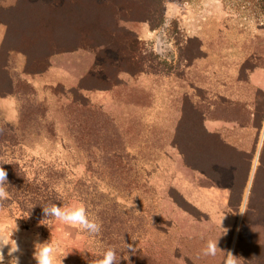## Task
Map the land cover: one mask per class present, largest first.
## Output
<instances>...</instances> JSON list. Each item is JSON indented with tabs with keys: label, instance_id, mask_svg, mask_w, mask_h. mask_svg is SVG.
<instances>
[{
	"label": "rangeland",
	"instance_id": "1",
	"mask_svg": "<svg viewBox=\"0 0 264 264\" xmlns=\"http://www.w3.org/2000/svg\"><path fill=\"white\" fill-rule=\"evenodd\" d=\"M139 23L143 22L122 25L134 30ZM153 33L151 38L140 33L145 38L138 36L140 48L152 63L150 58L155 56L166 61L171 74L145 73L132 80L122 73L112 89L81 91L89 101L87 112L94 113L84 119V128L102 126L97 135L85 136L87 153L75 146L69 134L66 114L74 111V105L67 107L71 104L68 88L59 87L50 74L25 73L26 62L33 71L42 68L41 61L2 50L0 74L4 73L6 83H0V124L15 127L28 103L40 105L46 109L41 122L53 124L56 136H18L4 145L0 159L5 165L18 163L29 182L50 181L63 199L62 207L83 204L89 218L96 219L95 206L112 205L132 218L137 225L130 232L134 240L127 235L129 241L120 244L126 249L117 254L120 264H132L137 257L149 264H225L229 252L237 264H257L259 257L249 258L252 246L264 245L263 217L251 209L248 217L246 213L248 205H264V171L252 193L264 132L241 199L234 194L235 209L228 206L229 190L184 166L173 136L183 96H193L198 87L207 90L201 91L206 94L203 110L214 116L220 108L209 103L216 95L249 102L248 68L264 66V0H164L163 24ZM235 110L239 113V106ZM241 135V143L248 147L253 132ZM96 145L113 152H97ZM108 158L115 161L106 164ZM119 163L118 174L107 167ZM111 174L121 178L120 186L112 183ZM24 208L10 194L0 201V236L19 245L21 264H36L32 258L36 240L56 246L55 264H93L103 257L108 245L101 242L100 234L91 235L52 218L39 220ZM208 239L218 240L220 252L215 257L200 254ZM130 243L135 254L128 256ZM7 252L5 247L6 259Z\"/></svg>",
	"mask_w": 264,
	"mask_h": 264
},
{
	"label": "trees",
	"instance_id": "2",
	"mask_svg": "<svg viewBox=\"0 0 264 264\" xmlns=\"http://www.w3.org/2000/svg\"><path fill=\"white\" fill-rule=\"evenodd\" d=\"M27 8L28 12H24ZM163 11L164 0H20L15 7L0 9V21L7 24L0 53L2 50L8 53L13 51L24 56L26 60L34 58L41 61L43 65L38 70L31 71L28 68L29 62L24 66L26 74H38L47 71L50 58L57 53L79 48H88L95 52L93 68L79 81L77 87L67 89L71 98V104L67 107L70 109L74 105L72 109L74 111L67 110L66 114L70 123L69 134L74 138L75 146L87 153L85 136L97 135L102 126L98 129L84 128V119L94 113L87 112L86 106L89 101L81 91L112 89V86L119 83L118 76L122 73L131 77L145 73L171 74L169 70L171 66L166 61L160 60L158 56L150 58L155 64L146 59L140 48L142 44L137 33L122 25V22H146L151 30H156L163 24ZM34 25L41 28L33 27ZM98 48L99 50L96 51ZM254 68L256 65L249 67L248 70ZM1 74L0 83H6ZM7 82L10 84L9 79ZM61 86L64 87L59 83V87ZM0 88L2 89L1 85ZM63 89L61 88L60 92H63ZM196 91L193 96L185 94L182 98V115L176 126L173 145L182 156L185 166L201 172L217 185L229 190L228 206L235 209L238 205H231L232 200L234 194L240 196L246 185L256 145L249 153L238 150L221 134L209 132L204 126V121L206 119L236 120L242 126L253 124L260 133L264 114V92H256V103L247 102L245 99L239 100L234 96L216 95L210 98L209 103L220 108L218 115L214 116V113L208 114L203 110L202 104L206 94L201 91L207 90L198 87ZM250 104L252 109L249 107ZM238 106L239 113L235 110ZM251 113L254 114V119H251ZM19 117V123L15 127L10 124H0V158L3 155L4 145L15 142L12 140H17L18 136L25 137L35 133L49 138L56 136L53 124L41 122L46 117V109L40 105L28 103L20 111ZM95 149L97 152H106V147L101 149L99 145H96ZM263 155L264 142L252 193L254 189L256 191V179L264 171ZM98 161L100 163L97 164L101 167L100 159ZM114 161V158H108L105 163ZM120 164L122 163L107 167L111 172L117 171L118 174L117 169ZM0 167L7 171L9 183L7 191L19 205H23L24 209L39 220L51 219L44 216L43 207L53 203L61 206L63 202L61 196L51 187V182L27 181L16 162L5 165L0 159ZM117 180L120 182L121 178L111 174L112 183L120 186ZM261 189L264 195V178ZM253 196L254 194H251L250 202ZM263 207L264 205H248L246 217L250 215L251 209L252 212L257 213V216L263 217L260 221L264 225ZM95 208L96 220L102 226L99 233L101 242L108 245L104 251L109 247L113 248L116 254L120 253V250H126L120 247V244L129 241L127 235L134 240V234L130 232L137 228L135 221L125 217L122 210L112 205H98ZM252 247L254 251L249 259L259 257L257 264H264V245ZM126 252L128 256L131 255L129 250ZM141 259L137 257L132 264H149ZM120 261V257L117 256V264H120Z\"/></svg>",
	"mask_w": 264,
	"mask_h": 264
},
{
	"label": "crops",
	"instance_id": "3",
	"mask_svg": "<svg viewBox=\"0 0 264 264\" xmlns=\"http://www.w3.org/2000/svg\"><path fill=\"white\" fill-rule=\"evenodd\" d=\"M19 2L20 0H0V9H10L15 7ZM137 25L139 26L134 27V30H132L137 33L141 40H144L145 38L142 39L140 33L147 38H151L152 34H154L153 30L149 28L148 24L143 22ZM6 32V22L0 21V46L3 42ZM95 59V52L88 48H79L76 50L57 53L50 58L47 71L43 74H50L56 78L55 80L57 83H61L67 88H75L78 86L79 81L93 68L95 65ZM146 75L153 76V74ZM140 78L141 77H138V79ZM131 79L133 80L132 77ZM245 86L251 92L249 101L256 103V92H264V67H256L249 71L246 76ZM249 107L252 109L251 104ZM251 119H254L253 113H251ZM261 125L262 128L260 133H258L259 130L253 124L242 126L236 120L230 121L223 119H206L204 121V126L209 132H217L221 134V136H223L229 144L236 147L238 150L248 153L254 150L255 145L257 147V145H260L262 142V138L260 136L261 133L264 132V114L263 121L261 120ZM243 131L253 132L251 144L246 145L248 147H244L245 145L241 143L243 141L241 139V133H243ZM180 157L183 163L182 156L180 155ZM202 175L207 178L204 174Z\"/></svg>",
	"mask_w": 264,
	"mask_h": 264
},
{
	"label": "clouds",
	"instance_id": "4",
	"mask_svg": "<svg viewBox=\"0 0 264 264\" xmlns=\"http://www.w3.org/2000/svg\"><path fill=\"white\" fill-rule=\"evenodd\" d=\"M8 186V173L3 167H0V201L8 198ZM42 210L46 218H52L88 234L98 235L101 231V224L95 218H89V214L83 204L78 207L67 208L53 203L44 206ZM5 247H8L7 259L4 253ZM126 248L132 254H135V249L131 244H127ZM33 249L32 258L36 261V264H55L56 246L51 241L40 242L36 240L34 241ZM218 251L220 252L218 240L208 239L200 254L204 257H215ZM21 255V249L15 241L13 246L5 237L0 236V264H21ZM237 261L232 253H227L225 264H237ZM93 264H117L116 251L109 247L103 252L102 259L93 261Z\"/></svg>",
	"mask_w": 264,
	"mask_h": 264
}]
</instances>
